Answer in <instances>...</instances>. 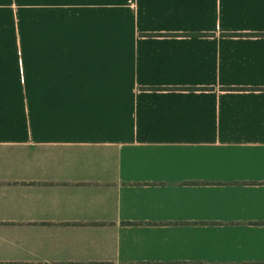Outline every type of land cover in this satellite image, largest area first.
<instances>
[{
  "label": "crops",
  "instance_id": "crops-1",
  "mask_svg": "<svg viewBox=\"0 0 264 264\" xmlns=\"http://www.w3.org/2000/svg\"><path fill=\"white\" fill-rule=\"evenodd\" d=\"M0 264H264V0H0Z\"/></svg>",
  "mask_w": 264,
  "mask_h": 264
},
{
  "label": "trees",
  "instance_id": "trees-1",
  "mask_svg": "<svg viewBox=\"0 0 264 264\" xmlns=\"http://www.w3.org/2000/svg\"><path fill=\"white\" fill-rule=\"evenodd\" d=\"M249 36H250V34H249Z\"/></svg>",
  "mask_w": 264,
  "mask_h": 264
}]
</instances>
